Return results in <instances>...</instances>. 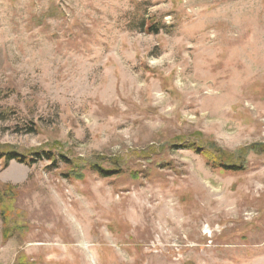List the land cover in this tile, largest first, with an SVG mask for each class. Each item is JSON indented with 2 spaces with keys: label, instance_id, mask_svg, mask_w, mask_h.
Wrapping results in <instances>:
<instances>
[{
  "label": "rangeland",
  "instance_id": "rangeland-1",
  "mask_svg": "<svg viewBox=\"0 0 264 264\" xmlns=\"http://www.w3.org/2000/svg\"><path fill=\"white\" fill-rule=\"evenodd\" d=\"M9 154L0 264H264V0H0Z\"/></svg>",
  "mask_w": 264,
  "mask_h": 264
},
{
  "label": "trees",
  "instance_id": "trees-1",
  "mask_svg": "<svg viewBox=\"0 0 264 264\" xmlns=\"http://www.w3.org/2000/svg\"><path fill=\"white\" fill-rule=\"evenodd\" d=\"M155 28V33H158L159 32V28L157 27H154ZM151 29V28H150ZM148 29V30H150ZM152 30H150V33H151ZM33 128H30V132H33ZM197 153H200L202 152L203 154H206L205 156V159L208 163V165H210L211 167L213 168H224L226 170H229V171H233V172H240V171H243V168L242 166H238V165H233L231 167H228L224 164H222L223 162H221V159L217 156V154L213 153V151L210 149H206V150H202L199 152V150H196ZM6 159L7 162L8 161H13V160H16L20 163H24V164H30V162L26 161L23 157L21 156H17L16 154H9L8 156H1L0 159ZM46 160L48 161H54L55 159V156L52 154V153H46V157H45ZM63 161L65 163H67L68 165H71L72 162L68 161L65 157H63ZM89 166L92 168V170H94L96 173H98L99 175H101L102 177L104 178H110V177H113L115 175H119L120 174V170H114V171H105L102 166H99V165H94L93 162H89ZM73 166V165H72ZM73 168V167H72ZM122 173V172H121Z\"/></svg>",
  "mask_w": 264,
  "mask_h": 264
},
{
  "label": "bare ground",
  "instance_id": "bare-ground-1",
  "mask_svg": "<svg viewBox=\"0 0 264 264\" xmlns=\"http://www.w3.org/2000/svg\"><path fill=\"white\" fill-rule=\"evenodd\" d=\"M210 234V233H209Z\"/></svg>",
  "mask_w": 264,
  "mask_h": 264
}]
</instances>
